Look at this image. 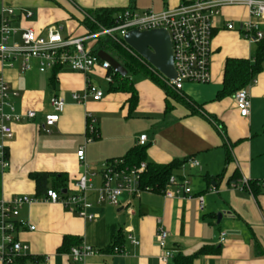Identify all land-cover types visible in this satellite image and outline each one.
I'll return each instance as SVG.
<instances>
[{"label":"crops","instance_id":"1","mask_svg":"<svg viewBox=\"0 0 264 264\" xmlns=\"http://www.w3.org/2000/svg\"><path fill=\"white\" fill-rule=\"evenodd\" d=\"M193 1L0 0V14L3 8L12 9L11 24L17 32L8 43H20L25 28L44 35L53 24L61 27L64 38L85 37L84 19L99 8L114 9L116 14L128 7L160 12ZM26 12L31 15L24 16ZM248 17L245 6L221 8L213 19L210 80L205 84L186 82L179 92L171 88L181 99L168 97L139 71L127 70L126 79H120L136 94L131 104L128 91L110 90L118 83L109 85L104 79L106 71L99 65L88 74L66 66L41 73L35 58L29 60L30 69L22 72L20 60L13 67L0 62V72L18 92L13 100L15 111L36 112L33 119L12 123L13 138L7 143L9 166L0 170L1 199L35 196L30 177L34 172L61 173L66 183L61 193H71L82 173L76 156L80 146H84L89 170L95 171L104 161L124 156L138 143V136L145 134L147 162L169 164L189 157L198 161L197 167L183 162L173 174L184 175L193 193L202 194L205 200L200 211L195 198H166L160 192L147 191L132 199L122 194L117 206L96 204L100 179L94 177L88 194L92 202L88 212L94 215L91 220L68 212L59 202L37 201L20 208L18 219L34 229L18 226L16 237L29 249L10 264H163V249L156 244L159 226L169 233L164 243V248L172 251L168 264L187 255H195L191 264H264V190L260 186L253 191L233 186L241 177L264 181V55L261 69L241 87L250 100L246 117L239 114L233 93L223 84L228 59L253 63L257 42L239 32L240 23ZM227 22L233 29L225 27ZM260 24L264 46V18ZM85 44L93 47L95 39L89 38ZM87 81L102 89L103 97L99 101L88 98L84 104L75 102L71 92H80ZM52 96L61 97L65 106L46 132L40 124L52 111ZM87 111L96 119L97 133L84 143ZM217 213L222 214L218 223ZM129 233L138 240L137 245L127 240ZM221 233H225L224 240H220ZM80 242L100 254L87 257L84 263L72 261L68 248ZM112 246L121 247L123 253L111 254ZM202 247L208 252L199 253Z\"/></svg>","mask_w":264,"mask_h":264},{"label":"built area","instance_id":"2","mask_svg":"<svg viewBox=\"0 0 264 264\" xmlns=\"http://www.w3.org/2000/svg\"><path fill=\"white\" fill-rule=\"evenodd\" d=\"M225 6H245L249 17L243 20L239 26V32L250 42L256 43L263 39L260 19L264 18V0H195L190 3H181L172 8H166L160 12L152 10L136 11L130 7L118 13L114 23L107 28H101L99 32L88 34L85 37L64 38L60 33L59 25L47 27L44 35L37 34L32 28H25L20 34V43H8L17 29L12 26L13 11L3 8L0 14V62L2 66L13 67L14 62L20 60L19 70L30 69L29 60H38V71L43 73L54 68L68 67L70 70L88 74L95 66H100L106 71L104 79L109 85L114 84L113 73H108L110 66L106 60H101L97 54L92 52L85 40L101 35L107 36L113 42L127 46L122 40L123 35L132 29L140 31L152 29H165L168 32L171 49L172 62L176 77L167 79L152 66L149 69L157 74L174 91H181L186 82L205 84L210 80L209 60L211 55V38L213 34V19ZM31 12L24 13L30 16ZM227 29H233V24L227 22ZM127 48L134 54L128 46ZM137 55V54H136ZM138 56V55H137ZM139 57V56H138ZM141 58V57H140ZM113 71V70H112ZM114 72V71H113ZM254 81V80H253ZM255 82V81H254ZM18 92L13 90L2 72H0V170L9 166L7 156V143L13 138L12 123L21 119H33L36 112L27 110L22 113L15 111L13 100ZM103 97V91L98 86L86 82L80 91L71 92V98L84 104L88 98L99 101ZM233 101L238 108L239 114L246 117L249 112L250 100L247 91L240 88L233 93ZM52 111L43 116L40 127L50 132L64 110L65 102L59 96L50 99ZM96 119L89 111L85 114V137L84 143L93 140L96 135ZM147 137L145 134L138 136V144L145 145ZM82 173L73 185V192L59 193L48 189L43 196H14L9 200L0 198V262L10 264L15 262L19 256L26 253L28 245L22 244L16 237L18 226H26L33 230L34 226L18 219L19 210L25 204L37 201L59 202L68 212L91 220L94 215L88 212L92 207L89 192L92 191L94 177H99L100 185L96 189V204L119 205V198L126 194L129 199L138 198L142 192L152 191L148 186H142L141 176L146 170V162L141 161L136 165L125 164L123 158H113L104 161L98 170H89L85 160L84 146H80L76 152ZM192 167L199 165L192 157L185 160ZM251 180L241 177L236 183V188L251 191ZM257 186L264 190V181H254ZM166 198H195L200 211L205 208V200L202 194H194L188 179L182 175L172 174L169 176L165 187L160 191ZM168 231L159 226L156 232V244L163 249L160 260L168 264L172 251L164 248L168 237ZM225 233H221L220 240H224ZM132 245H137L138 240L132 235L126 236ZM119 246H113L111 254H122ZM100 251L84 242L71 246L67 251L68 257L74 262L84 263L86 258ZM47 260V256L45 257Z\"/></svg>","mask_w":264,"mask_h":264},{"label":"trees","instance_id":"3","mask_svg":"<svg viewBox=\"0 0 264 264\" xmlns=\"http://www.w3.org/2000/svg\"><path fill=\"white\" fill-rule=\"evenodd\" d=\"M117 11L111 8H99L89 17L84 19V24L88 30V34L97 33L101 28L110 27L114 23ZM96 45V48H93ZM92 49L94 54L100 49H107L110 52L115 53L121 60L123 66L128 71H139L146 75L152 81H154L159 87H161L168 97L174 99H181L177 94L167 86L164 81L153 73L149 69V65L142 58L138 57L136 54L132 53L127 46H122L110 40L107 36L101 35L95 38V44ZM264 55V46L261 41L256 43V52L253 63L244 59H228L224 68L223 84L224 89L228 90L230 93H234L236 90L244 86L247 81H250L254 75L261 69V62ZM58 68L52 69L56 71ZM108 73H113L115 81H117L116 86H111L110 90H125L128 91L130 95V103L136 101V94L133 88L128 85L125 80L120 81V79H126V76H120L118 73L112 71L111 68L107 71ZM125 164L136 165L141 161L146 162V170L141 176L142 186H148L153 192H160L166 185L170 175L174 173V170L179 168V166L184 162H171L169 164H152L145 159V145L136 144L132 147L124 156ZM230 159L227 154L226 161ZM30 177L35 183V196H42L46 193L48 189H53L62 192L65 188L66 183L61 173L57 172H34L30 174ZM259 188L255 182H251V191ZM69 237H66L67 241ZM113 246L111 247V249ZM69 249V248H68ZM199 253H207V249L202 247ZM195 255H187L177 257L174 264H191L193 257Z\"/></svg>","mask_w":264,"mask_h":264},{"label":"water","instance_id":"4","mask_svg":"<svg viewBox=\"0 0 264 264\" xmlns=\"http://www.w3.org/2000/svg\"><path fill=\"white\" fill-rule=\"evenodd\" d=\"M122 40L145 62L167 79L176 77L172 62V49L168 32L165 29L140 31L132 29L126 32ZM101 60H106L110 68L120 76H126L127 69L113 55L103 49L97 51ZM222 214L217 213V223Z\"/></svg>","mask_w":264,"mask_h":264},{"label":"rangeland","instance_id":"5","mask_svg":"<svg viewBox=\"0 0 264 264\" xmlns=\"http://www.w3.org/2000/svg\"><path fill=\"white\" fill-rule=\"evenodd\" d=\"M96 37H92V40L93 39H95ZM110 54L111 55H113L120 63H122V60L115 54V53H113V52H110ZM102 87H104V84H103V86Z\"/></svg>","mask_w":264,"mask_h":264}]
</instances>
